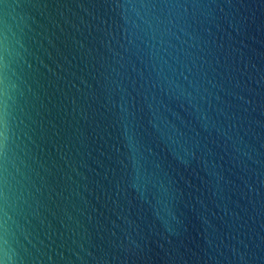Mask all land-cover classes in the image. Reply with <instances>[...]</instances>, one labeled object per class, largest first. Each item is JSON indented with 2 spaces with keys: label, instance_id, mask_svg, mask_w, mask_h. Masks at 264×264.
I'll return each mask as SVG.
<instances>
[{
  "label": "water",
  "instance_id": "water-1",
  "mask_svg": "<svg viewBox=\"0 0 264 264\" xmlns=\"http://www.w3.org/2000/svg\"><path fill=\"white\" fill-rule=\"evenodd\" d=\"M5 264H264V0H0Z\"/></svg>",
  "mask_w": 264,
  "mask_h": 264
},
{
  "label": "snow or ice",
  "instance_id": "snow-or-ice-1",
  "mask_svg": "<svg viewBox=\"0 0 264 264\" xmlns=\"http://www.w3.org/2000/svg\"><path fill=\"white\" fill-rule=\"evenodd\" d=\"M3 128H4V122L2 116H0V147H2L3 139L5 137ZM0 264H5V261L3 259H0Z\"/></svg>",
  "mask_w": 264,
  "mask_h": 264
}]
</instances>
